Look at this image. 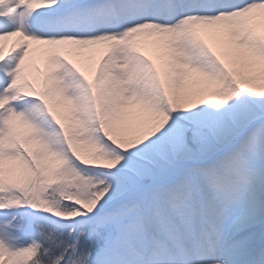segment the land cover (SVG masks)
<instances>
[{"label":"snow or ice","instance_id":"1","mask_svg":"<svg viewBox=\"0 0 264 264\" xmlns=\"http://www.w3.org/2000/svg\"><path fill=\"white\" fill-rule=\"evenodd\" d=\"M0 264H264V0H0Z\"/></svg>","mask_w":264,"mask_h":264}]
</instances>
